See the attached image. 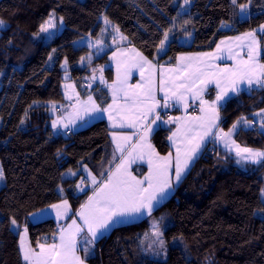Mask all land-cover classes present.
<instances>
[{
	"label": "trees",
	"instance_id": "1",
	"mask_svg": "<svg viewBox=\"0 0 264 264\" xmlns=\"http://www.w3.org/2000/svg\"><path fill=\"white\" fill-rule=\"evenodd\" d=\"M190 1V11L182 14L177 5L183 6V0H0V19L7 25L0 31V164L5 174V186L0 189V264H26L20 248L24 228L35 249L38 243L56 241L59 224L52 218L32 222L31 214L62 199L70 200L77 210L87 196L76 188L82 169L103 179L115 163L106 120L68 134L56 133L49 106L65 101V59L71 81L83 96L88 94L86 79L109 62L112 51L84 68L77 65L91 50L80 42L98 35L104 17L119 27L129 45L166 65H174L184 53L213 51L222 38L264 24V0H251L246 19L230 0ZM245 3L248 0H238V5ZM53 12L63 17V30L49 43L36 41L41 24ZM165 32L172 38L167 52L158 57ZM189 38L190 45L186 44ZM259 39L264 64V34ZM105 72L111 81L113 70ZM90 93L100 107L110 103L105 87L96 85ZM206 97L212 99L213 90ZM261 110L264 89L243 91L219 108V130L228 132L245 117L253 121L252 126L238 125L235 140L264 151V132L256 122ZM173 127L160 128L152 136L161 155L171 152L168 137ZM236 161L213 138L172 196L152 213L151 219L160 221L163 228L166 259L152 258L147 252L144 236L151 219L146 218L115 227L100 238L87 263L264 264V167ZM69 169L79 173L68 178Z\"/></svg>",
	"mask_w": 264,
	"mask_h": 264
},
{
	"label": "snow or ice",
	"instance_id": "2",
	"mask_svg": "<svg viewBox=\"0 0 264 264\" xmlns=\"http://www.w3.org/2000/svg\"><path fill=\"white\" fill-rule=\"evenodd\" d=\"M230 2L232 5L238 6L241 13L247 16V8L251 0H248V3L239 5L238 0H230ZM183 4L189 5L190 0H183ZM177 6L180 7L181 12H188L187 8L180 5ZM177 15H180V13L178 12ZM59 19L61 22L63 21V17ZM54 20L55 13L53 12L48 20L40 26V32L48 34L47 39H51L54 35V33L50 32V29L56 27ZM104 23L107 25L111 22L107 17H104ZM6 28L7 25L0 19V31L6 30ZM113 28L115 31H118V26L114 25ZM259 31L264 33V25L259 27ZM244 37L248 38L249 42L246 45L241 44L239 47L241 52L245 48L247 49V59L241 57L232 69L225 67L220 69L218 73H208L204 71V67H201V65L205 67H211V65H206L204 61L193 63L190 58L181 57L180 62H187L190 70L185 72L183 80L179 84H176L174 81L169 83L161 79L160 91L164 93L161 97L163 104L156 98L151 78H149L145 85H128L127 81L131 68L125 64L123 78H121L120 61L117 62V79L111 85H107L112 92V103L106 108H101L93 97L89 95L83 112L89 116L96 114L94 118L97 119H103V113H108V119L112 121L113 128H135L141 132L138 142L130 144L132 135L136 133L132 135L126 133L112 134L116 144L113 159H115V152H119L120 160L119 163L115 164L114 169H109L107 178L100 182L99 186L93 190V194L88 197V201L81 205L79 216L84 226H81L73 219L66 229L62 228L60 230L59 243H38L39 252H35L31 247L24 248V236H21L20 243L25 261H29L30 264H85L86 260L94 254L97 240L109 231L110 228L115 225L127 223L130 220L138 219L141 216L146 215L151 217L152 213L158 210L160 204L168 199L169 193L173 189V184H179L181 182L184 174L189 170L197 154L209 137L223 141L224 147L229 151H232L234 146L235 156L238 157L236 161L238 164L247 161L264 167V151L254 150L248 147L242 148L232 140V135L236 132L238 125L251 127L253 121L242 117L232 125L228 132H224L223 129H220L218 134L212 131L218 126V102L223 100L228 95V92L224 90L217 92L215 100L212 101L203 99L205 88L209 83L213 82L210 77L214 76L231 79L232 85L229 91L233 93L242 90L240 85H243L244 89L247 90H252L253 88L264 89V64L259 63L257 59L259 42L256 40V30L251 33H245ZM120 38L125 39L123 36ZM168 38V32L163 33V39L160 42L158 51L164 49L165 42L168 41ZM235 39L242 40L243 38L238 36ZM220 43L224 44V41ZM220 51V45H217V52ZM115 55L113 53V58H115ZM197 55L209 56L210 54L200 53ZM239 55L240 52L232 54L230 51L229 55L225 58L235 59ZM137 56L139 57L137 63L131 67H139L141 69V75H143L144 67L146 65L152 66L151 61L143 57L142 54L137 53ZM220 58V56L216 57V59ZM81 63H83V58L81 59ZM65 65H67L66 59ZM100 72V82L107 84L103 79V68L100 69ZM92 79L95 80L97 77L93 75ZM200 85L204 87H200ZM217 87H219L218 81ZM136 89H141V91L138 92ZM186 94L200 101L199 111L203 115L188 118L182 122L181 128H178L176 132L172 133V136L168 137L169 140H174L178 135H182L184 138L183 148L180 145H176L173 175L171 153L168 156H160L152 144L148 142V137L153 131L152 125L156 124L157 121H160L161 124H168L179 120V118L173 117H169L168 120H163L156 109L168 108L170 106V100L178 104L183 103L184 107L187 108L189 105L185 101ZM121 99L125 101L124 104H118V100ZM113 110L116 113L115 116L113 115ZM261 111L264 112V110ZM256 115L259 116L260 113H256ZM149 116L152 117L151 120L148 119ZM77 117L81 118L79 117V112H77ZM117 117H119L118 121ZM74 123L75 121H69L68 123H64L63 127L67 129L69 124ZM259 124L261 127H264V117L261 118ZM58 126V122L53 121L52 127L57 128ZM126 147L128 148L127 151ZM145 155L148 156L149 173L141 180L131 174L130 168L137 160H142ZM67 175L76 176V172L69 169ZM4 178V170L0 166V181H3ZM91 180L94 185L97 183L95 176H92ZM76 188L81 192L84 191L80 184H77ZM59 191L62 192L63 189ZM262 196H264V192H262ZM50 208L56 210L57 216L64 218L67 216L70 206L68 205L67 199H62L60 204H52ZM42 214V212L33 213L31 216L35 220ZM11 224L18 227L15 219L11 220ZM153 229V235L157 238L160 248L164 249V241L161 238L163 233L159 228V222L153 223ZM23 231L26 235L27 228H24ZM82 233L84 234L83 236H81ZM79 252H83V257L78 254ZM161 254H166V252Z\"/></svg>",
	"mask_w": 264,
	"mask_h": 264
},
{
	"label": "crops",
	"instance_id": "3",
	"mask_svg": "<svg viewBox=\"0 0 264 264\" xmlns=\"http://www.w3.org/2000/svg\"><path fill=\"white\" fill-rule=\"evenodd\" d=\"M251 32H253V31H251ZM251 32H246V33H251ZM244 34L245 33H242V34H239V35H236V36L222 38L217 44V45H220V49H221L220 52H217V46H216V48L213 51H210V52H190V53L181 54L177 58V61H176V63L174 65L158 64L155 61H153V60L149 59L148 57H146L145 55H143L135 47L129 45L128 42L127 43H123V45L117 46L112 51V53L110 54V57H109V60L112 58V66H111V69L113 70V78H112V80L111 81L108 80L107 74L105 72V76L103 77V79L107 82V84H102L100 82V80H99V83L96 84V85L103 86V87H105L108 90V93H109V96H110V99H111L109 104H111L112 103V92H111V89L107 85H111L114 81H116V79H117V70H118V63L117 62L120 61L119 68H120L121 78H123L125 64H127L131 68L129 76H128V81H127L128 85L135 86L136 84H138L141 81V79L144 78V76L147 77V78L151 77V80L153 82L152 86L154 87L156 98L161 101V104H163V100H161V97L164 95V93L160 91V87H161L160 81H161V79H164L165 81H167L169 83L174 81L176 84H179V83L182 82L185 72L190 70L189 67H188V63L187 62H185V63H181L180 62V58L181 57L190 58L191 62H193V63H196L197 61H204L206 65H211V67H205L204 65H201V67H204V71L208 72V73H218L220 69H223L225 67H227L229 69H232L236 65L237 60H239L241 57L244 58V59H247V55H246L247 49L245 48V50L243 52H241L240 51V47H239L241 44H245L246 45L249 42V39L244 37ZM262 34H264V33H261L259 31V28H257L256 29V40L259 42V46L257 48V52H258L257 59H258V62L261 63V64H263V63H262V60H261L262 49H261L259 35H262ZM238 36L242 37L243 39L242 40H236L235 37H238ZM89 39H91V38H86V39L82 40L80 43H83L84 41H87ZM221 41H224V44H221L220 43ZM230 51H231L232 54L240 52V55L237 56L235 59H226L225 57H227L229 55ZM113 53L116 54L115 58H113ZM137 53L142 54L143 57H146L147 60L151 61V65L154 66V67H152V66H147L146 65L144 67V69H143V75H141V69L139 67H136L137 72L136 71L134 72V68L131 67L133 64L137 63V61L139 59V57L137 56ZM200 53H209L210 55L209 56H198L197 54H200ZM217 56H220L221 58L220 59H216ZM105 71H106V69H105ZM148 74H149V76H148ZM88 78L86 79V81L88 80ZM210 78L212 79L213 82L209 83L207 85V87L205 88V91L203 92V99L204 100H208V101L215 100L217 92H220L221 90H224V91L228 92V95L225 96V98L223 100L218 102V105H217L218 112H219V108L221 107V105H223L229 99L233 98L234 96L240 94L243 91H247V89H244L243 85H240L242 90L237 92V93H233V92L229 91V89H230V87L232 85L231 79H228V78H225V77H220V76H214V77H210ZM147 80H149V79H147ZM69 81H71V78H69ZM86 81H85V88H88L87 89L88 90V94L86 96L81 95L79 93L78 89L74 88V86H73V93H74L73 99H70V100L66 99L65 98V94H64L65 101L63 103V106H60L59 104H55V105H58V108L56 110V113H54V114L50 113V115L52 116L51 126H52L53 121H57L55 119L57 115H60V117L63 118L61 124L58 123L59 126L57 128H53L56 133L60 132V131L70 133L71 131H74L76 129H79V128H82V127H86V126H88L89 124H91L92 122H94L96 120H101V119L94 118V116L96 114H93V115L89 116V115H86L83 112V108H84L85 104L87 103L89 95H91L93 97V99L95 100V102L98 104L94 94L90 93L91 89L93 87H95L96 85L93 86V87H89L88 83H89L90 79L88 80V82H86ZM217 81L219 82V87H217ZM200 87H204V86L200 85ZM211 88L215 89L216 92H215L214 97L212 99H208L206 97V95H207L206 93L209 92ZM75 89H76V92H75ZM136 91L139 92V91H141V89H137ZM185 101L189 105L187 108L184 107L183 103H179L178 104V103H175L174 101L170 100L169 101L170 106L168 108H157L156 109V111L160 113V116H161V118L163 120H168L169 117L179 118V120H177L174 123L161 124L160 121H157L156 124L152 125L153 131L149 134L148 142L152 144V146L154 147V149H155V151L157 153H159V152L157 151L156 147L154 146V144L152 142V136L158 129H160V128H169V127L174 126L173 130L171 132V135H170V136H172L173 132H176L178 128H181L182 122L186 121L188 118H190L192 116H201V115H203V113H201L199 111L200 101L198 99H195L193 96L186 94ZM71 102L73 103V106H70ZM124 103H125L124 100H122V99L118 100V104H124ZM191 106L197 107L198 110L193 113L190 110ZM52 108L53 107L50 106V112H51ZM79 111H80L79 116H82L83 118L82 119H77V116H75V118H72V116L77 114V112H79ZM176 111H177V113H175ZM69 112H71V113L68 114ZM259 113H262V112H259ZM68 115H70V116H68ZM113 115L114 116L116 115L114 110H113ZM148 119L151 120L152 117L149 116ZM103 120H106L109 128L111 129L110 139H111V144H112V147H113L114 151H115V148H116V144H115L114 137L112 135L113 133H126V134H129V135H132L133 133H136L135 135H132V139L130 141V144H135V143L138 142V138H139V135L141 134V132H139L137 129H135V128H127V127H125V128H118V127L117 128H113L112 127V121L108 119V113H103ZM118 120H119V117H117V121ZM69 121H75V123L74 124H69V127L67 129H65L63 127V124L64 123H68ZM219 121H220V113H219V120L217 122L218 126H217V128H214L212 130L214 133H217V134L219 133ZM82 124H85V126L81 127ZM183 139L184 138H183L182 135H178L176 138H174V140H168L169 146L171 148V152L170 153L172 155V165H173L172 173H173V175H174V168H175L176 145H180V147L183 148L184 147ZM212 139H213V137H209L208 140L205 142V145L202 146L200 152L197 154V157L195 158V160L191 164L189 170L184 174L181 182L179 184H175V183L173 184V189L169 193L168 199L172 196V194L175 192V190L179 187V185L182 183V181L186 178V176L191 171V169L195 165L196 161L200 157V155L203 152L204 148L208 145V143ZM232 140L235 141L236 145H239V143H237V141L235 140V133H233V135H232ZM217 145H218V147L220 149H222V150H224V151H226L228 153H231V154H233L235 156L234 146H233V150L229 151L228 149H226L224 147V142L219 140V139H217ZM239 146L243 148V146H241V145H239ZM127 150H128V148L126 147V151ZM254 150H256V149H254ZM159 155L160 156H168V154L167 155L159 154ZM236 158L238 159V157H236ZM119 160H120V153L119 152H115V163L112 166V169H114L115 164L119 163ZM242 164L258 165V164H252L251 162H247V161L242 162ZM82 170H83V175L79 179L78 184H80V186L84 189V191L81 192L78 189V192H79V194H84V193L86 194L87 193V196H86V198L84 199V201H83V203L81 205L85 204L88 201V197L92 196L93 190L96 187H98L99 183L102 182L103 180H105L107 178V176H108L107 175L103 179L96 178L97 183L94 185L92 183V180H91L92 176H94V175L89 170H87L85 168H83ZM130 171H131V174L133 176L137 177L138 179H141V180L144 179V177L147 176L148 173H149L148 156L145 155L142 160H137L136 163L132 164L131 168H130ZM78 173H79V171H76V176H77ZM76 176H72V177H68V178H74ZM83 180H85V182ZM82 181H83V183H82ZM167 200L163 201L160 204V206L164 202H166ZM67 201H68V205L70 206V208H69V210L67 212L66 221L68 223H70V221L72 219L79 217V212L81 210V205H80V207L77 210L74 211L71 201L68 200V199H67ZM60 203L61 202H59L57 204H60ZM46 209H49L50 211H52L53 216H57L56 215V210L51 209L50 207H48ZM147 217L148 216L145 215L144 217H141L138 220L141 221V219L143 220V219H146ZM30 220H31V217H30ZM78 223L81 224V222L79 220H78ZM61 229L62 228L59 226V232H58V235H57L56 243H59V233H60ZM21 236H24V245H23L24 248L31 247L35 252H39L40 251L39 247L36 248V249H34L32 247V245L30 243V240H29L28 234L25 235L24 231H23ZM43 244H48V243H43ZM20 248H21V244H20ZM21 253H22V257H23L22 248H21ZM25 262H26V264H30L29 261H25Z\"/></svg>",
	"mask_w": 264,
	"mask_h": 264
},
{
	"label": "rangeland",
	"instance_id": "4",
	"mask_svg": "<svg viewBox=\"0 0 264 264\" xmlns=\"http://www.w3.org/2000/svg\"><path fill=\"white\" fill-rule=\"evenodd\" d=\"M191 6H192V2L190 1V4L189 5H184L183 4V6L182 7H184V8H187L188 9V12L190 11V8H191ZM233 7H234V9L236 8L237 9V11H238V14H239V16L242 18V19H246V18H248L249 17V11H248V9H249V6H248V8H247V16H245L244 15V13H241V11H240V9H239V7L238 6H234L233 5ZM187 12V13H188ZM182 14H184V12H181ZM52 14V13H51ZM48 20V19H47ZM46 20V21H47ZM110 21V20H109ZM111 22V21H110ZM5 23V22H4ZM54 23L56 24V27L55 28H53V29H50V32H52V33H54V35L52 36V38L51 39H47L46 37H47V33H41V32H39L38 34H36L35 36H34V39L36 40V41H40V42H44V43H49V42H51L56 36H58V34L63 30V28H64V24H63V21L61 22V20L59 19V17L55 14V20H54ZM6 24V23H5ZM117 26L115 23H113V22H111V23H109V24H105L104 22H103V26H102V28L100 29V31H99V33H98V35H96L95 37H92L91 39H89V40H87V41H84L83 43H81L80 45H85V46H87V47H89L91 50H90V52L85 56V57H83V63H81V60L77 63V65H78V67L79 68H84V67H86L89 63H91V62H93L96 58H99V57H101V56H103L104 54H106V53H108V52H110V51H113L117 46H121V45H123V43H127L128 42V39L126 38V36L122 33V31L119 29V27H118V31H115L114 30V28H113V26ZM121 36H123V37H125V39H121L120 37ZM168 41H166L165 42V46H164V49L162 50V51H158V54H157V56L158 57H161V56H163L166 52H167V50H168V47H169V43H170V41H171V38H172V36H171V33H168ZM182 44H185V42L184 41H182ZM186 44H188V45H190L191 44V39L189 38V41L188 42H186ZM111 54V53H110ZM109 57H110V55H109ZM67 60V59H66ZM111 66H112V58L109 60V62L107 63V64H105V65H99V67H98V69L97 70H95L94 72H92L91 73V75L89 76V78H88V80L90 79V81H89V83H88V86L89 87H93V86H95L96 84H98L99 83V77L101 76V72H100V69L101 68H103V73H102V75H103V77L105 76V69H107V68H111ZM134 68V72L136 71L137 72V70H136V67H133ZM62 69L63 70H65L66 72L64 73V80H65V82H64V84H63V92H64V94H65V98L66 99H68V100H70V99H73V96H74V93H73V86H74V88H76L77 89V86H76V84H74V82H72V81H69V78H71L72 77V74H71V71H70V65L68 64V61H67V65H65V61L63 62V65H62ZM93 75H95L96 77H97V79H95V80H93L92 79V77H93ZM148 76H149V74H148ZM149 78H151V77H145L144 76V78L143 79H141V81L138 83V84H136V85H145L146 84V82L148 81L147 79H149ZM88 80L86 81V82H88ZM94 88V87H93ZM76 89H75V92H76ZM85 89H88V88H85ZM137 90V89H136ZM210 90H213V92H214V94H215V89H210ZM208 93V92H207ZM206 93V94H207ZM207 96V95H206ZM64 103V102H63ZM63 103H52V104H50L49 106H52L53 108L51 109V112L50 113H52V114H54V113H56V110H57V108H58V105H55V104H59L60 106H63ZM70 106H73V103L71 102L70 103ZM192 108H196V111L198 110V108L197 107H195V106H191V108H190V110H192ZM81 111V110H80ZM80 111H79V114H80ZM71 112H69L68 114H70ZM73 113V112H72ZM68 116H70V115H68ZM75 116H77V114H75V115H73L72 116V118H75ZM79 117H81V118H78L77 117V119H82L83 117L82 116H79ZM262 117H264V112H262V113H260V115L259 116H256V122L259 124V121L261 120V118ZM57 121H58V123H60L61 124V122H62V120H63V118L62 117H60V115H57L56 116V118H55ZM82 126H85V124H82L81 125V127ZM259 126H260V124H259ZM263 131H264V127H262L261 128ZM240 164H242V163H240ZM240 164H238V165H240ZM0 166H1V164H0ZM242 166V165H241ZM73 172H76V171H73ZM68 173V172H67ZM67 173L65 174V176L66 177H72V176H69V175H67ZM84 182H85V180H83ZM5 186V178H4V180L3 181H0V189L2 188V187H4ZM60 189H62V188H60ZM59 189V190H60ZM43 213L42 215H40V216H38L35 220H33V218H32V216H31V221L32 222H39V221H43V220H45V219H47V218H53V219H55V221H57V223H59V226L61 227V228H64V229H66L67 227H68V225H70L71 224V222H72V220L70 221V223H68L67 221H66V219H67V216L66 217H64V218H61V217H59V216H53V214H52V211H50L49 209H45V210H43V211H40V212H38V213ZM141 217H144V216H141ZM140 217V218H141ZM149 217V216H148ZM147 217V218H148ZM74 218V217H73ZM150 219H151V217H149ZM76 221H77V223H78V220L81 222V226H84L83 225V221L81 220V218H80V216L78 217V218H74ZM139 219V218H138ZM138 219H135V220H130L129 222H127V223H124V224H119V225H115V226H113L112 228H110L109 229V231H107L106 233H104V235L103 236H105V235H108L111 231H112V229H114L115 227H119V226H123V225H127V224H131V223H135V222H137V221H140V220H138ZM142 220V219H141ZM154 222H159V228H160V230L162 231V233H163V228L161 227V222L160 221H158V220H156V219H151V228H150V231L148 232V233H146L145 234V236H144V238L148 241V247H147V252L149 251V254H150V257H152V258H157V259H159V260H163V259H166V257H167V252H168V250H167V242H166V239H165V237H164V234H163V236L161 237L162 239H163V241H164V249H161L160 248V245H159V243L157 242V238L153 235V231H154V229H153V223ZM79 224V223H78ZM12 227H13V230L14 231H16V232H18L19 231V228L18 227H15V226H13L12 225ZM58 232H59V227H58ZM84 234L82 233L81 234V236H83ZM102 236V237H103ZM102 237H100V238H102ZM78 239H80V237H78ZM28 240V239H27ZM54 240H56L57 241V236H55L54 237ZM99 240V239H98ZM97 240V241H98ZM56 241H53V242H55L56 243ZM20 242H21V240H20ZM53 242H51V243H53ZM21 244V243H20ZM48 244H50V243H48ZM35 249V248H34ZM95 250V249H94ZM166 252V254H161V253H165ZM79 255H81V257H83V252H79L78 253ZM94 255V254H93ZM92 255V256H93ZM91 256V257H92ZM85 264H88L87 263V261L85 262Z\"/></svg>",
	"mask_w": 264,
	"mask_h": 264
},
{
	"label": "built area",
	"instance_id": "5",
	"mask_svg": "<svg viewBox=\"0 0 264 264\" xmlns=\"http://www.w3.org/2000/svg\"><path fill=\"white\" fill-rule=\"evenodd\" d=\"M191 111H192L193 113H194V112H196V108H192V110H191Z\"/></svg>",
	"mask_w": 264,
	"mask_h": 264
},
{
	"label": "bare ground",
	"instance_id": "6",
	"mask_svg": "<svg viewBox=\"0 0 264 264\" xmlns=\"http://www.w3.org/2000/svg\"><path fill=\"white\" fill-rule=\"evenodd\" d=\"M68 134V133H67Z\"/></svg>",
	"mask_w": 264,
	"mask_h": 264
}]
</instances>
